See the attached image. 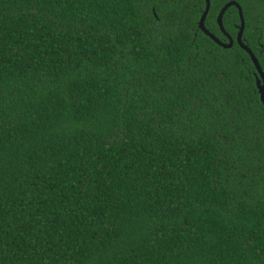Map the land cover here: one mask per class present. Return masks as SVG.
<instances>
[{
    "label": "trees",
    "instance_id": "obj_1",
    "mask_svg": "<svg viewBox=\"0 0 264 264\" xmlns=\"http://www.w3.org/2000/svg\"><path fill=\"white\" fill-rule=\"evenodd\" d=\"M205 7L0 0V264H264V105Z\"/></svg>",
    "mask_w": 264,
    "mask_h": 264
},
{
    "label": "flooded vegetation",
    "instance_id": "obj_2",
    "mask_svg": "<svg viewBox=\"0 0 264 264\" xmlns=\"http://www.w3.org/2000/svg\"><path fill=\"white\" fill-rule=\"evenodd\" d=\"M226 6V5H225ZM224 6V7H225ZM221 8L220 12L217 15V18L215 20V23L212 24V29L215 30V32H212L208 25H207V20H206V28L214 35L216 36V38L219 40L220 43H218L217 41L213 40L212 38H210L209 36H207L202 30H200L199 28V22H198V30H200L203 34H205L208 38H210L215 45H217L218 47H221L225 50H236V52L239 49H242L244 51V53L248 56L249 60L251 61L252 64V70H251V75L254 78L255 84H256V88H257V93L259 95L260 101L261 100V96H260V92H259V86H261L262 88H264V45L261 43V37L256 36V34H258L260 32V28L256 27V25H251L248 23L246 17H245V13L243 10V14H244V18H245V27H244V31H243V44L251 50V53L247 50H244L238 40V36L242 27L241 24V17H240V11L238 8L236 7H232L234 8V18L230 19L228 21V25L230 26L229 29L226 28L225 26V17L223 20V29L222 27L219 25L218 19H219V15L221 13V11L223 10V8ZM206 8V7H205ZM230 8V9H232ZM229 9V10H230ZM229 10L226 12V14L229 12ZM205 11V10H204ZM203 11V12H204ZM225 14V16H226ZM203 15V13H202ZM202 17V16H201ZM201 19V18H200ZM232 24V26H231ZM225 45H229V48H225ZM253 54L255 56V58L258 60V63L262 69V72L259 71L257 69V67L255 66L253 59H252V55ZM263 104V102H262ZM264 105V104H263Z\"/></svg>",
    "mask_w": 264,
    "mask_h": 264
},
{
    "label": "water",
    "instance_id": "obj_3",
    "mask_svg": "<svg viewBox=\"0 0 264 264\" xmlns=\"http://www.w3.org/2000/svg\"><path fill=\"white\" fill-rule=\"evenodd\" d=\"M205 2H206V8H205V11L203 12V15H202L201 19H200V22H199V28H200V30H202L207 36H209V37L212 38L213 40H215V41H217L218 43H220L219 40L216 38V36H214V35H213V34H212V33L206 28V20H207V18H208V15H209V13H210V10H211V0H205ZM232 7H236V8H238L239 11H240V17H241V24H242V27H241V30H240V33H239V36H238V40H239V42H240L242 48H243L244 50L249 51V52L251 53V50L248 49V48L243 44V41H242V38H243V31H244V27H245L246 22H245V18H244V14H243V8H242V6H241L239 3L235 2V1H232V2L228 3V4L223 8V10L221 11V13H220V15H219V19H218L219 25L222 27V30L224 31V29H223V27H224V25H223V20H224V17H225L226 12H227L230 8H232ZM225 48H229V45H225ZM251 55H252V59H253V62H254V64H255V66L257 67V69H258L259 71L262 72V69H261V67H260V65H259V63H258V60L255 58V56H254L253 54H251ZM259 92H260L261 100H262V102H263V104H264V88H262L261 86H259Z\"/></svg>",
    "mask_w": 264,
    "mask_h": 264
}]
</instances>
